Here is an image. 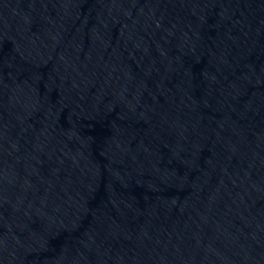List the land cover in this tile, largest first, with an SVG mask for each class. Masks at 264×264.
Returning <instances> with one entry per match:
<instances>
[{
    "label": "water",
    "instance_id": "95a60500",
    "mask_svg": "<svg viewBox=\"0 0 264 264\" xmlns=\"http://www.w3.org/2000/svg\"><path fill=\"white\" fill-rule=\"evenodd\" d=\"M0 264H264V0H0Z\"/></svg>",
    "mask_w": 264,
    "mask_h": 264
}]
</instances>
